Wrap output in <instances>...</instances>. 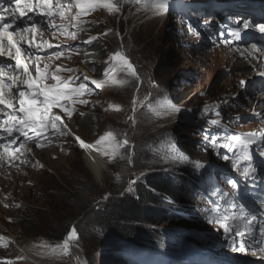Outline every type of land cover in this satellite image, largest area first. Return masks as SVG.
Wrapping results in <instances>:
<instances>
[{
  "label": "rangeland",
  "instance_id": "obj_1",
  "mask_svg": "<svg viewBox=\"0 0 264 264\" xmlns=\"http://www.w3.org/2000/svg\"><path fill=\"white\" fill-rule=\"evenodd\" d=\"M113 2L118 5V12L109 13L105 9L95 8L94 11H89L90 14L84 15L86 19L70 18L68 15L74 14L75 10L66 11L63 19L59 15L47 17L44 20L46 35L59 47L50 51V54L36 50L32 68L36 72L38 66L46 78L54 73L57 67L61 69L60 72L70 69L69 65H74L79 70V67H83L76 60L73 64V58L81 56L83 42L95 38L91 43L99 45L102 52L95 56V60L88 58L87 62L104 64L103 58L109 57L110 62L104 68L109 69L112 75L107 80L109 89L105 94L98 91L95 97L92 91L87 93L85 99L90 101L87 108L80 110L79 103L68 106L74 109L73 130L87 140L83 139L84 141L91 143L111 132L116 138L115 142L122 144L124 148L119 154V148L116 150L117 154L112 158H116V162L112 163V160L110 162L109 158L105 157L103 163L106 165L100 170L102 172L93 175L81 151L75 149L69 134L62 135V131L58 130L43 131L41 146L33 147L26 163H10L5 166L0 175V231L5 235L0 238V251L6 250L7 253L4 264H27L24 255L39 264H123L122 261L129 258L138 262L139 259L145 258L144 264H167V260L180 264V240L173 229L177 228L179 223L172 225L163 218L155 220V223L154 217L150 216L152 204L133 201V194L137 184H144L146 179L153 180L156 174L174 172L180 165L185 169H198L199 165L194 162L199 163L200 168H203L202 164L215 167L212 168L213 174L203 179L198 187L197 192L204 197H197L196 204L181 203L193 220L182 221L181 225L188 226V230L198 231L196 233L201 234L204 240H195L185 233L190 237L186 238L196 247L203 249L216 245L219 241L232 240L230 236L236 228L233 223V232L227 236L228 228L224 233L226 239L220 237V228L225 230L227 227L224 215L233 218L227 207H224L227 201L220 209H213L206 202L200 203L206 197L216 196L222 169H230V165L236 164V159L229 165L228 162L225 164V156H220L222 151L216 152L213 146L214 140L220 134L206 125L209 124L210 118L207 113L212 107L206 102L208 99L224 96L231 99L237 96L236 105L233 103V106L244 108L236 112L241 115L251 114L255 103L264 108V89L260 86L258 88L257 85L260 84L255 81H250L249 77L253 78L250 72L253 70L247 67L250 63H245L251 52L246 47L250 42H243V45H246L243 48L245 56L241 58L233 35L222 36L220 33L218 41L206 40L201 41V44L197 41V35L192 36V32L186 35V25L195 15L190 11L177 13L172 10L167 14L166 11L163 13L157 10V13H150V2ZM253 4L245 0H228L225 3L224 12H219L229 24L227 34L231 30L230 24L235 28L250 20L257 22V25L263 23L259 20L264 19L261 10L263 4ZM209 15L210 13H201L195 17H213ZM83 21H86V24L82 36L88 37L86 41L79 37L76 30V26ZM92 23L98 25L95 32L90 29ZM53 25H64L67 34ZM45 32L46 30L42 29L40 35ZM72 33L76 34L75 38ZM252 33L254 28L240 33V37L250 38ZM41 41L45 43V40ZM65 42L75 46L65 51L62 45ZM116 44L119 52L131 61L136 76L132 75L133 70L128 67L112 68L113 54L109 55V51ZM59 50L62 55L57 58L56 52ZM115 58L114 55V61ZM45 65H48L47 69ZM58 75L61 76L60 73ZM132 81L135 85L131 90ZM241 81L246 83L241 85ZM175 91L185 93L184 99L179 103V109L163 110L162 114L159 113L158 106L166 105L161 98L167 100L169 92ZM257 95H262L260 102H256L260 100L259 97L256 98ZM14 97L17 98V95ZM148 104L155 108L147 107ZM196 105L206 108L205 113L197 114L193 118L182 117L183 110ZM151 109L154 112L150 111ZM193 110L195 112L196 109ZM197 120L203 124L197 125L193 122ZM241 123L244 125L245 121ZM250 123L254 125L253 122ZM245 127L251 126H243ZM125 140L126 145L123 143ZM111 143L109 141L102 147L110 149ZM184 144L195 146L192 157L197 161L184 157V162L179 161V151ZM200 147H206V152L201 154ZM2 167L0 165V169ZM175 173L182 175L179 171ZM152 192L158 195L155 189ZM183 193L194 202L190 191ZM19 203L22 205L21 209L14 210L15 205ZM181 212L182 210L177 213ZM141 216L145 217V220L137 223V218ZM160 228L167 236L166 241L154 243L153 239H148L145 243H137L139 238L135 237V231L142 229L148 236ZM72 229H75L77 238L68 241V249L65 252L63 244ZM196 250L201 252L199 248ZM155 253L158 255H154ZM222 254L228 256L227 252Z\"/></svg>",
  "mask_w": 264,
  "mask_h": 264
},
{
  "label": "snow or ice",
  "instance_id": "obj_2",
  "mask_svg": "<svg viewBox=\"0 0 264 264\" xmlns=\"http://www.w3.org/2000/svg\"><path fill=\"white\" fill-rule=\"evenodd\" d=\"M11 2V0H10ZM58 5V11L54 12L52 5L53 0H14L15 7L11 10L7 7L0 6V55H3V47L5 38H7L8 47L9 49H15L16 57H15V65L16 70L19 72L20 69H23V74H25L26 79L24 80V85L27 88V91L20 90L19 91V108L15 112L7 113L8 115V125L4 127L3 123H0V129H3V133H7L8 139L6 143L0 142V148L4 150L5 153H8L11 156V153L8 151L9 145H14L17 142L18 137H15L13 134L19 133L21 136L25 138V140H31L32 137L28 135V131L30 130L39 137L42 134V130L47 129L49 125L53 129H56L58 123H62V117L59 115H50V112L53 108L59 107L60 109L64 110L66 115L71 118L74 109H70L66 104L67 101L72 100L73 103L77 102L73 98H79L83 96L85 93H89L92 90L87 86V82L89 80L88 77H84L83 81L79 83L76 87H71L75 80L73 78H69L68 80H64L61 78L58 73L61 71L59 67L56 68L55 72L52 73L49 77L53 83L49 85L45 83V73L41 71V69L37 66L36 73L37 76L34 79L32 75L29 73L28 66L21 63L20 53L21 48L17 46V43L14 42L13 37L18 35V33H33L35 34L38 30V25L33 22L32 24L25 26L23 28H15V20L18 18L16 13H19V17H24L27 15V12H35L37 8H39L42 12H44L48 17L52 18L56 15H59L61 19L64 18L65 11L70 10L71 5L68 8H64L63 5L60 4L59 0H56ZM137 3L139 2H150L154 8L158 11H168L170 5L168 4V0H136ZM74 3L77 7L83 9L85 5L88 8H92L94 5L100 4L104 8L108 10L109 13H115L119 11V7L113 0H74ZM25 9L27 11H25ZM7 17V18H6ZM79 20V15L75 18ZM79 26V25H77ZM59 30L65 34L66 28L64 25L56 26ZM260 33L264 34V24L256 25L255 26ZM249 24L247 22L243 23V29H248ZM110 31V30H109ZM241 29L237 28L233 31L232 35L237 39L240 38ZM107 34V33H105ZM73 38H75V33L71 34ZM91 38L87 43H91ZM49 48L52 47L51 44L48 45ZM251 48L258 52H264V48L258 47L256 44H252ZM57 58L62 55V53L57 52ZM118 59L122 60L129 69H132V65L125 57H122L119 52L114 54ZM5 65L0 63V72L4 71ZM11 68V65H8ZM48 68V65H45V69ZM65 71L71 72L72 69H65ZM132 75L136 76L137 74L135 71H132ZM261 75H264L262 73ZM77 77L76 79H78ZM92 85H95L97 88L101 87L106 81H97L91 80L90 82ZM121 83H124L121 81ZM241 85H244L246 82L241 81ZM11 87V85H8ZM4 89H5V81L3 78H0V105H4L6 108H11L12 103L8 100L4 99ZM78 102L82 105H86L88 103L87 100L78 99ZM135 103V102H134ZM63 131L61 132L62 135H68L70 130L67 129V125H63ZM3 133H0V141H3L5 138ZM256 133H248L246 135H233L229 137L231 140H235L240 142L244 146V152L239 157L242 161L248 162V167L245 168L244 175L251 176L252 171L250 170L252 165L253 157L251 155L249 145L257 143L255 137ZM75 139L78 141L79 147L81 149H89L95 150L97 153L101 154L103 157H108L109 161L111 162L112 158L117 154V149L120 147V144L115 142L116 138L113 133L108 132L105 136H100L99 139L95 142V144L86 143L83 139L79 136H75ZM111 141L110 149H105L102 147L105 143ZM260 142L264 144V132L260 134ZM125 145L127 141L123 142ZM23 143L20 144V147H23ZM41 145L37 143V147ZM19 151V148L16 149ZM261 156H264V151H261ZM225 160H228L229 157L225 156ZM238 167V165H237ZM233 188L237 187V183L235 181H227ZM130 190V189H129ZM235 207V206H234ZM245 206L243 204L240 205V209L243 211ZM246 222L251 223L252 221L257 220V216L252 214L250 219L245 217ZM227 232V227L225 228ZM261 234L264 235V229L261 230ZM77 238V234L75 229H72L69 233L68 239ZM63 249L67 252L68 249V240L66 239L63 244ZM241 252H246L248 249L245 247L244 243L241 242L238 248ZM259 251L264 252V247H259ZM255 255V252H253Z\"/></svg>",
  "mask_w": 264,
  "mask_h": 264
},
{
  "label": "trees",
  "instance_id": "obj_3",
  "mask_svg": "<svg viewBox=\"0 0 264 264\" xmlns=\"http://www.w3.org/2000/svg\"><path fill=\"white\" fill-rule=\"evenodd\" d=\"M97 26L92 23V26L90 29L92 31H97ZM83 30H85V25L83 27ZM100 46H95L94 44L91 47L87 48V52L85 53V61H84V67L92 74H99V70L103 68L102 64H98L96 62H87L88 58L94 59L97 54L102 52V48H99ZM118 50V45L112 49H110L109 53H114ZM96 63V64H95ZM135 85V82L132 81L131 83V90L133 89V86ZM185 97V93L175 91V92H169L168 97L172 101L176 103H180ZM189 147V148H188ZM182 153L188 154L189 156H192L193 154V147L183 145L181 146ZM116 162V160H113V162ZM183 175L176 174L175 172H165L162 175L156 174L153 178V180L146 179V182L144 184H137L134 189V196L133 199L140 202L150 203L151 213L150 216L154 217L153 221L156 223L157 219H166L171 224H176L175 222L180 221L181 216L178 214H175L180 208L178 207V204L180 205L183 201H186L187 198L184 197L183 192H185L188 188H195L197 180L195 179L194 172H191L189 170H180ZM155 187H154V186ZM158 188V189H157ZM155 189V192L158 195L153 194L152 190ZM160 191V192H159ZM186 195V194H185ZM158 205V207H157ZM173 213V214H172ZM145 220V217L141 216L137 218V223H141ZM156 220V221H155ZM140 229V228H139ZM138 231V230H137ZM142 233V236L140 234ZM139 240L138 244L145 243L148 241V239H155L156 235L154 233L147 236L141 229L138 231V234H136ZM123 264H134L130 261V259L122 261Z\"/></svg>",
  "mask_w": 264,
  "mask_h": 264
},
{
  "label": "bare ground",
  "instance_id": "obj_4",
  "mask_svg": "<svg viewBox=\"0 0 264 264\" xmlns=\"http://www.w3.org/2000/svg\"><path fill=\"white\" fill-rule=\"evenodd\" d=\"M197 1H199V0H197ZM227 0H223L222 2H226ZM245 1H251L252 3H254L253 4V6L256 4V2L257 3H260V4H263V7L261 8V10H262V12H263V16H264V0H245ZM181 2H183V1H180V3ZM186 2H188V0L186 1ZM203 2H204V5H202V4H200L201 3V1H199V4L200 5H202L201 7L202 8H192V10L194 11V10H197V12L196 13H193V11L190 9V8H185L183 11H178L177 13H180V12H187V11H190L191 13H193V14H201V13H213V12H218V11H222L223 9H224V7L223 6H220V7H218V8H210L207 4H208V2H205L204 0H203ZM179 3V4H180ZM169 5H170V8H169V10L168 11H166V13L168 14V13H170L172 10L174 11V9H177V7L178 6H175L174 8H173V4H171V3H168ZM77 7V6H76ZM92 8H101V9H105L107 12H108V10L106 9V8H104L102 5H100V4H97V5H94ZM149 8H151V11H149L150 13H152V12H155V13H157V9L156 8H154L153 6H152V4L151 3H149ZM76 9H79V10H86V9H90V8H88V6L87 5H85V7L83 8V9H81L80 7H77ZM236 9V8H235ZM220 13V12H219ZM31 15H33V14H31ZM30 15V16H31ZM195 15H193L192 16V18L191 19H195V20H197V19H201V18H198V17H195ZM88 17V16H87ZM213 18V17H212ZM202 19H204V18H202ZM244 19V18H243ZM252 19V18H251ZM259 20H260V22H263L262 24H264V19H261V18H259ZM245 21V20H244ZM43 19L42 18H40V17H37V20H36V24L38 25V30H37V32L35 33V34H33V33H28L29 35H31V36H33V37H39V36H41L40 35V32L42 31V29H45L44 28V25H43ZM257 23V22H254V21H252V20H250V21H248L247 23L248 24H250V23ZM238 28H240L241 30H244L243 29V25H239L238 26ZM104 36V35H103ZM107 40V39H106ZM257 40V39H256ZM198 41V43L199 44H201V41H202V38L201 37H199V39L197 40ZM258 41H256V43H257ZM32 43L33 42H31V45H32ZM108 44V43H107ZM239 44V43H238ZM239 48V50H240V52H241V58L242 57H244L245 56V54L243 53V48L244 47H238ZM248 48V47H247ZM249 49V48H248ZM120 53V52H119ZM121 54V53H120ZM122 55V57L124 56L123 54H121ZM246 56H248L247 54H246ZM95 57V56H94ZM104 57H106V56H104ZM103 59H105V58H103ZM248 61H251V63H250V65H247V67L248 68H256V70H253V72H250V73H252L253 74V78L252 77H249V79H250V81H255L257 84H260V85H257V87L258 88H263L264 87V75H261L262 73H264V70L261 72L260 71V69L259 68H257V66H252V58L249 56V58L246 60V62L245 63H248ZM111 63H112V68H113V66H119V67H121V66H123V67H127V65L122 61V60H120V59H118L117 57L115 58V61H114V54H113V56H112V58H111ZM96 64V63H95ZM129 69V68H128ZM103 71H106V73L105 74H103V75H101L100 77H99V79H97V78H95V77H89V81L91 82V80H97V81H106V83H104L100 88L101 89H103V87L104 86H107V89H109V86H108V84H107V80L109 79V77H110V70L109 69H104V68H102V69H100L99 70V72H103ZM260 71V72H259ZM29 72H33V70H29ZM254 73H259L258 75V77H257V75L256 74H254ZM97 74V73H96ZM23 79V85H22V88H26V86L24 85V80L26 79V76L25 77H23L22 78ZM64 80H68L67 78L66 79H64ZM88 81V85L89 86H93L94 88H96L97 89V87L95 86V85H92L90 82ZM250 81H248V82H250ZM45 83H47V84H49V85H52L53 83H48L47 81H44ZM254 82V83H255ZM71 87H72V85H70ZM260 86V87H259ZM254 88V85H252V89ZM16 90H18V88H16ZM105 94V93H104ZM259 97V99L260 100H256V102H260L263 98H262V95H257L256 96V98H258ZM194 98V97H193ZM98 100V99H97ZM114 101V100H113ZM96 102V101H95ZM97 104V103H96ZM257 105H258V103H257ZM98 106H99V104H98ZM212 108V107H211ZM210 108V109H211ZM158 109H159V107H158ZM122 111V110H121ZM169 111V110H168ZM193 112H194V110H193ZM196 113V110H195V112H194V114ZM162 114V113H161ZM181 115V114H180ZM182 117H185V114H183L182 115ZM187 118H192V117H187ZM186 117H185V119H187ZM65 123L63 122V125H64ZM69 130V129H68ZM211 132V131H210ZM77 135V134H76ZM77 136H79V135H77ZM201 136V135H200ZM80 137V136H79ZM81 138V137H80ZM82 139V138H81ZM19 140H22V138H20ZM86 142V141H85ZM86 143H89V144H95V142H86ZM193 149H194V147H193ZM202 154V153H201ZM212 154V153H211ZM216 156V155H215ZM218 156V155H217ZM83 157H84V159L86 160V162L89 164L88 165V167H89V169L91 170V172L93 173V175H97V174H99V173H101L102 171H100V170H103V168L105 167V165H106V163L104 162L103 163V161H105V157H103L101 154H99V153H97L94 149L93 150H89V149H83ZM235 159V157L234 156H231V157H229V159L228 160H224V162H232L233 160ZM4 163H5V159H4V156H3V154H1V157H0V165L1 166H3L4 165ZM0 171H1V169H0ZM20 171H22V170H20ZM1 174V173H0ZM7 174V173H6ZM184 173H182V175H183ZM211 175V174H210ZM4 177V176H3ZM206 182V181H205ZM201 183V182H200ZM14 184V183H13ZM227 203V202H226ZM225 203V204H226ZM22 206V205H21ZM21 206H20V209H21ZM215 211V210H214ZM169 223V222H168ZM158 226V225H157ZM135 234H138V231H135ZM137 236V235H136ZM73 239V238H72ZM72 239H68L67 238V240L69 241V242H71V241H73ZM215 239V238H214ZM7 241H9V242H11V240H7ZM72 244V243H71ZM210 244V243H209ZM216 244V243H215ZM208 248H216V249H218V250H214V251H221L222 250V248H218L217 247V245H211V246H209ZM19 249V248H18ZM224 250V249H223ZM251 250V248H249L248 249V251H250ZM23 251V250H22ZM20 252V251H19ZM252 254H253V251L251 252ZM25 254V252L23 253V255ZM248 255V254H247ZM247 255H243V256H240V255H238V257H237V259L238 260H242V259H246L247 257ZM27 256V255H26ZM25 255H24V257H25V261L27 262V264H39L36 260H34V259H32V258H29V257H26ZM145 259V258H144ZM228 263L229 264H236L237 263V260H235L234 262L233 261H228Z\"/></svg>",
  "mask_w": 264,
  "mask_h": 264
},
{
  "label": "clouds",
  "instance_id": "obj_5",
  "mask_svg": "<svg viewBox=\"0 0 264 264\" xmlns=\"http://www.w3.org/2000/svg\"><path fill=\"white\" fill-rule=\"evenodd\" d=\"M44 27H45V30H46V32L45 33H47V27H46V25H44ZM75 60H77L76 58H75ZM74 62V61H73ZM86 69V68H85ZM87 70V69H86ZM94 76L95 77H99V74H94ZM76 133V132H75ZM77 134V133H76ZM70 135V134H69ZM77 135H79V134H77ZM79 136H81V135H79ZM82 137V136H81ZM73 139V138H72ZM74 140V139H73ZM74 147H75V149L76 150H79L75 145H74ZM80 151V150H79ZM82 153V152H81ZM83 155V154H82ZM17 205V204H16ZM20 206H21V204L19 203L18 204V206L17 207H14L15 209L14 210H18V209H20ZM1 232V231H0ZM2 233V232H1ZM0 233V238H4V236L5 235H3L4 233H2L1 234ZM6 255H7V253H6V250H2V251H0V264H4L5 262L3 261L5 258H6Z\"/></svg>",
  "mask_w": 264,
  "mask_h": 264
}]
</instances>
